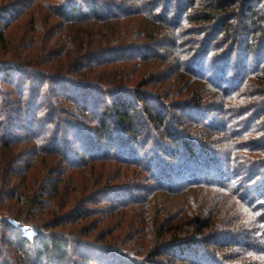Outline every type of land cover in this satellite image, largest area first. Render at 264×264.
<instances>
[{"label": "trees", "instance_id": "obj_1", "mask_svg": "<svg viewBox=\"0 0 264 264\" xmlns=\"http://www.w3.org/2000/svg\"><path fill=\"white\" fill-rule=\"evenodd\" d=\"M42 1L0 2V50L9 54L6 30L21 9ZM52 1L66 44L43 45L42 54L64 58L61 70L72 66L73 76L49 72L46 62L33 69L0 59V203L25 207L0 214V263L264 264V0ZM140 73L147 77L135 82ZM172 80L175 90L166 88ZM19 125L27 135L13 131ZM216 131L253 142L228 150ZM22 142L30 146L19 159ZM40 156L59 157L63 169L102 160L143 175L98 188L49 226L38 217L60 183L49 192L30 182ZM14 174L24 175L20 186ZM204 189L222 194L210 201L197 193L195 203ZM222 196L235 200L242 226L217 216ZM103 201L111 217L134 208L138 218L95 243L88 233L53 230L78 225L95 211L88 205Z\"/></svg>", "mask_w": 264, "mask_h": 264}, {"label": "rangeland", "instance_id": "obj_2", "mask_svg": "<svg viewBox=\"0 0 264 264\" xmlns=\"http://www.w3.org/2000/svg\"><path fill=\"white\" fill-rule=\"evenodd\" d=\"M14 1V4L16 3V0H0V2H4L5 4L11 3ZM54 3H57V1L54 0ZM53 6L52 0H44L42 2L34 3L32 2L29 9H21L22 12L19 15V18L15 23H13L7 30H6V36L8 38V49H10L9 54L7 55L4 51L0 50V59H9V58H16L21 59L23 62L30 64V68L36 69L35 67L41 66L42 63L46 62L49 72L53 73L54 71L61 72V66L63 65V59H58L57 57L52 58L47 56H43L42 54V46H54L56 50L58 47V44H66L65 40H63V37L65 34H67L62 26V23L59 21V18L57 16L51 15L53 10H50L48 7ZM17 8V7H15ZM26 10V11H25ZM142 17H137L135 19V22L141 23L142 26H144L145 22ZM141 26V27H142ZM68 28V27H67ZM65 31V32H64ZM60 41V42H59ZM41 57L38 61L37 58ZM50 58H52L50 60ZM47 59V61H46ZM33 60H36V64L33 63ZM48 62V63H47ZM44 66V65H43ZM121 66V65H119ZM125 66V65H123ZM153 66V65H152ZM47 68L46 66H44ZM72 66L67 71L61 72V74L65 76H73ZM111 70V69H110ZM103 71V69H102ZM105 71V69H104ZM103 71V72H104ZM129 69L123 71L124 76H127L129 74ZM176 71H173L172 74L174 77L177 76L178 73L175 74ZM55 73V72H54ZM134 74V73H133ZM150 75V74H149ZM148 75V76H149ZM76 77V76H75ZM145 74H139L136 78L135 82H140L142 79L146 78ZM77 78H81L80 76ZM149 78V77H148ZM177 78V77H176ZM149 80H153L152 78H149ZM178 81L172 80L171 86L168 85L166 88H171V90H175V86ZM198 84V83H197ZM202 85V84H199ZM158 89L156 85H152L150 87V90H156ZM185 96H190L191 90L186 92ZM19 100V98L14 97ZM62 99V97H61ZM168 99V98H167ZM170 101H175L177 98L175 96L169 97ZM168 99V100H169ZM18 106V105H16ZM15 116L17 113H13ZM217 116V115H214ZM217 120H220L219 115L216 117ZM239 122V120L237 121ZM243 122V121H241ZM221 124L218 123L216 127H220ZM223 125V124H222ZM233 133H237L236 130H238L237 126L232 127ZM13 131L17 134L22 133L24 135H27V132L24 129H21L20 125L14 127ZM239 133L241 131H238ZM215 133V141L216 144H226L228 150H231L233 148V144H252L253 142V135H250L248 139H234L232 140L229 138V136L224 134L223 131H216ZM71 139H74L71 137ZM19 146L15 147L16 151L19 153L18 158L22 157L25 149L29 148L28 144L22 142L18 143ZM31 144V143H30ZM240 147V146H239ZM18 148V149H17ZM21 152V153H20ZM162 153V152H160ZM262 155V154H260ZM38 158V157H37ZM50 157L48 156L45 160L42 156H40L39 160H44L43 163H39V166L36 167L33 172L31 173L32 178L30 180L33 181L36 184V187L41 185L43 182L44 184L48 185V190H50L53 187L54 183H60L59 190H60V196L55 197L54 200H50V195L46 198L48 204L47 206H44V212L39 214L38 219L41 221H45L49 226L52 223L53 214H64L66 211H72L74 208H81L85 203L84 199L87 198L91 193L93 194L95 190H98V188H104L106 186H109L110 184H115L116 186H124L129 183H134L137 181V177L141 178L143 175V171L137 170L133 167H123L119 165L118 163L113 162H103L102 160L97 161L96 164H87L86 167L83 170L77 169H67L64 168L60 164L59 157ZM35 159V156L32 155V157H24L25 161L33 160ZM53 159V160H51ZM224 162H226V159H223ZM16 169H20L23 171L24 169L21 162H18L17 165H14ZM63 169V170H62ZM63 171L64 179L61 181V177L63 176V173L60 174V172ZM8 170L6 171V173ZM1 176V175H0ZM39 176V177H38ZM140 176V177H139ZM24 175L20 178L17 177V174H14L13 176V185L14 186H20L23 182ZM104 182V183H101ZM138 182V181H137ZM101 184V185H100ZM107 184V185H105ZM31 186V183H30ZM28 187L24 186L21 188V192H27ZM34 188L30 189V192L28 191L27 195L31 194L33 192ZM19 190V191H20ZM205 190V189H204ZM93 191V192H92ZM193 192V191H192ZM204 192V198L207 196L209 200L213 199V197L219 198V195L222 194L220 191H215L212 189H207L205 191L202 190H195V195L192 194L195 197V203L199 202L201 200L200 198H197L199 195L197 193ZM220 192V193H219ZM94 196V195H93ZM222 203L223 207L220 209L219 212H217V216H223L227 217L226 219H233L236 224H240L239 222V216L242 211L238 209L237 204L235 203V200L228 196V198H225L222 196ZM221 198V197H220ZM6 200H3L2 202H5ZM110 204L103 201L101 203L88 205V208L95 210L92 215H90L89 218L81 221L78 225H69L67 228L61 227L57 229H53L54 231H68L71 232V230H77L80 231L81 234L88 233V236H84L85 238L89 239V241L97 242L96 240L100 238L101 235L104 233L112 232L115 233L116 236L120 235L121 233L125 232L126 226L130 227L131 221H134L138 217V210H135L134 208L129 209L128 211H119V213H116V216L111 217L110 212ZM21 207L22 210L23 206L20 204L18 205L14 200H10L8 203H0V214L1 215H9L10 213H16L18 208ZM59 209V210H58ZM242 224V222H241ZM240 224V225H241ZM242 226V225H241ZM107 227H112L109 230H106ZM116 229L120 231H116ZM122 230V231H121ZM127 233V232H126ZM112 234V235H113ZM111 235V236H112ZM110 237H107L106 239H110ZM240 239H243L242 237ZM10 250V249H9ZM6 260H11L14 257L12 256V253L6 254ZM14 260V259H13ZM12 260V263L14 262ZM4 261H2L3 264ZM14 264H16L14 262Z\"/></svg>", "mask_w": 264, "mask_h": 264}]
</instances>
